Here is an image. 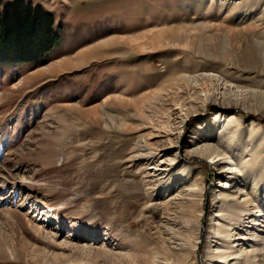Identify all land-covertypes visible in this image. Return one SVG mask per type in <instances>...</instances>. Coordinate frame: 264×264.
Here are the masks:
<instances>
[{"label": "rangeland", "instance_id": "1", "mask_svg": "<svg viewBox=\"0 0 264 264\" xmlns=\"http://www.w3.org/2000/svg\"><path fill=\"white\" fill-rule=\"evenodd\" d=\"M24 1L58 40L0 65V264H264V0Z\"/></svg>", "mask_w": 264, "mask_h": 264}, {"label": "trees", "instance_id": "2", "mask_svg": "<svg viewBox=\"0 0 264 264\" xmlns=\"http://www.w3.org/2000/svg\"><path fill=\"white\" fill-rule=\"evenodd\" d=\"M54 16L31 2L17 0L2 9L0 65L35 63L57 43Z\"/></svg>", "mask_w": 264, "mask_h": 264}, {"label": "bare ground", "instance_id": "3", "mask_svg": "<svg viewBox=\"0 0 264 264\" xmlns=\"http://www.w3.org/2000/svg\"><path fill=\"white\" fill-rule=\"evenodd\" d=\"M226 163V164H230V161L229 160H227V159H223V158H216V159H211L210 161H209V164H212V165H214V164H217V163ZM162 163H164V162H162ZM231 169H233L232 167H231ZM229 170V169H228ZM230 173H232V171L230 172ZM227 187H230L229 185H226L225 186V188H227ZM36 231H37V233H41V228H34ZM62 245H63V247L65 248H71V246L72 245H70L69 243H61ZM73 248H74V246H72ZM232 259H238V257H231V260Z\"/></svg>", "mask_w": 264, "mask_h": 264}]
</instances>
